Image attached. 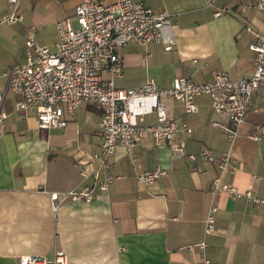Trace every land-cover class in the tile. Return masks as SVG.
Returning a JSON list of instances; mask_svg holds the SVG:
<instances>
[{
  "label": "crops",
  "instance_id": "0c3cea01",
  "mask_svg": "<svg viewBox=\"0 0 264 264\" xmlns=\"http://www.w3.org/2000/svg\"><path fill=\"white\" fill-rule=\"evenodd\" d=\"M142 1L170 13L164 31L174 44L170 50L153 42L122 46L121 75L113 77L114 86L138 88L151 78L158 88H169L180 76L203 83L215 71L231 78L252 72L253 35L247 27L262 29V11L241 6L239 0ZM78 2L18 0L13 5L0 0V15L15 11L20 16L0 29V76L24 60L22 40L29 23L36 28V41L53 49L55 23L70 16ZM221 7L230 9L215 16ZM109 77L107 70L102 72L104 80ZM4 80L0 77V85ZM263 100L264 85L253 93L245 122L228 140L223 132L228 120L211 109L207 95L195 98L193 113H185L177 100L164 99L168 116L190 128V133L180 129L176 140L196 160L172 157L167 145L155 146L145 135L133 161L122 146L110 155L108 172L124 177L115 178L107 192H97L89 202L66 201L53 212L50 192L84 185L73 162L81 151L99 149L101 111L81 104L64 128L40 129L34 112L16 111L14 96L7 97L0 109L5 113L0 120V264H18L20 257L30 255L52 259L57 253L66 264H203L196 243L203 238L210 205L217 212L216 231L205 237L209 264H264V202L256 206L210 191L219 173L216 159L228 153L234 168L223 174V181L264 200V133L259 141L249 137L256 125L264 127ZM154 120L148 114L143 123ZM215 120L218 125L213 126ZM204 148L213 161L199 156ZM155 168L165 174L151 184L135 179L136 173Z\"/></svg>",
  "mask_w": 264,
  "mask_h": 264
},
{
  "label": "built area",
  "instance_id": "2783aa9c",
  "mask_svg": "<svg viewBox=\"0 0 264 264\" xmlns=\"http://www.w3.org/2000/svg\"><path fill=\"white\" fill-rule=\"evenodd\" d=\"M7 1L13 5L18 2ZM238 3L263 12L262 29L247 27L253 35L249 45L254 53L252 72L241 78H231L224 71H215L212 79L203 83L180 76L169 88H158L151 78L138 88H121L113 82L114 76L121 75L122 46L153 42L163 43L165 50L172 48L174 40L164 31L170 23V13L166 10L152 9L142 0H79L70 16L55 23L57 37L53 49L39 44L35 26L27 25L22 40L24 60L15 62L0 76L5 79V85H0V109L9 92L14 96V109L22 113L34 112L40 129L64 128L81 104L101 111L97 123L99 149L89 153L81 151L73 162L84 185L81 190L50 192L53 212L66 201L89 202L97 192H107L115 178L124 177L108 172L110 155L116 147L122 146L133 161L136 146L145 135L152 138L155 146L167 145L172 157L180 155L190 161L196 160V155L186 153L183 144L176 140L180 129L190 133V128L168 116L166 98L182 103L185 113H193L197 109L195 98L207 95L211 109L228 120V125L223 127L224 135L228 140L233 139L250 112L253 93L264 85V0H239ZM229 9L218 8L214 15L220 16ZM19 17L15 11L2 14L0 25L13 24ZM105 70L110 74L106 80L102 78ZM148 114H154L155 120L144 124L143 118ZM4 117L5 113L0 111V120ZM211 124L216 126L218 122L215 120ZM263 133L264 127L256 125L249 137L259 141ZM199 156L207 162L215 159L208 148L202 149ZM216 161L219 173L211 180L212 194L224 192L232 199H246L256 206L264 202L253 192L239 191L223 181V174L234 168L228 153H222ZM164 174L165 170L155 168L136 173L135 179L149 185ZM216 212L217 206L210 205L204 220L203 238L196 243L203 264L210 262L205 251V237L216 231ZM18 264H66V258L62 253L52 259L30 255L20 257Z\"/></svg>",
  "mask_w": 264,
  "mask_h": 264
},
{
  "label": "rangeland",
  "instance_id": "374dc122",
  "mask_svg": "<svg viewBox=\"0 0 264 264\" xmlns=\"http://www.w3.org/2000/svg\"><path fill=\"white\" fill-rule=\"evenodd\" d=\"M8 11V10H7ZM8 13H9V11H8ZM7 25L6 24H4V25H2L1 27H0V29L2 28V27H6ZM9 59H10V56H9ZM5 83V80L2 82V84H4ZM12 96V94H10L9 92H8V94H7V97H11Z\"/></svg>",
  "mask_w": 264,
  "mask_h": 264
}]
</instances>
